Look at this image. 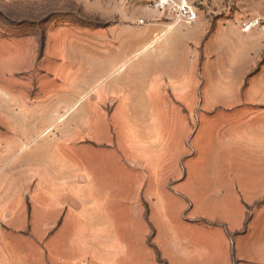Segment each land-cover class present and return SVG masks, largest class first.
<instances>
[{
  "label": "crops",
  "instance_id": "obj_1",
  "mask_svg": "<svg viewBox=\"0 0 264 264\" xmlns=\"http://www.w3.org/2000/svg\"><path fill=\"white\" fill-rule=\"evenodd\" d=\"M218 2L206 0L192 25L142 10L147 24L139 35L125 13L126 22L111 28L119 35L98 37L87 51L69 52L62 45L54 52L48 42L46 62L56 67H46L45 88L32 97L9 98L14 126L0 122L1 154L15 160L0 183V225L8 227H0V264H53L52 251L84 257L85 235H100L99 228L86 227V205L99 201L86 187L92 176L93 187L111 182L116 170L91 160L88 172L86 159L119 155L150 179L174 156L187 154H181L182 141L206 139L208 125L219 119L221 180L225 170L240 202L251 194L264 205V28L245 32L247 24L238 18L217 15ZM249 7L264 16V0H252ZM138 46L135 55L142 60L122 73ZM116 60L125 62L101 76L102 67ZM31 127L38 132L29 145L21 144ZM30 147L33 155L15 167ZM201 155L195 150L188 157ZM69 229V242L61 244L59 236ZM91 250L86 264H116L105 245ZM59 264L85 262L61 258Z\"/></svg>",
  "mask_w": 264,
  "mask_h": 264
},
{
  "label": "rangeland",
  "instance_id": "obj_2",
  "mask_svg": "<svg viewBox=\"0 0 264 264\" xmlns=\"http://www.w3.org/2000/svg\"><path fill=\"white\" fill-rule=\"evenodd\" d=\"M151 1L0 0V122L14 126V108L9 98L16 94L32 97L45 88L46 67H56L55 62H46L48 42L53 41L54 52H60L62 45L69 52L87 51L98 37L119 35L111 28L114 30V26L126 22L125 13L129 15L127 23L139 35L141 27L147 24V14L142 10L153 9L149 6ZM205 1L193 3L198 10H203ZM251 1L222 0L213 9L218 16L238 18L242 24L260 20L264 28V16L251 12ZM216 13L210 14L215 17ZM163 18L175 22L173 16ZM257 30L261 29L251 31ZM139 49L140 46L132 51V58L124 63L122 73L142 60V54L135 55ZM123 62L108 63L102 67L101 76L115 71ZM113 78L114 75L108 76L105 83ZM220 123L219 119L215 125H208L204 140L182 141L181 154H187L174 156L165 167L155 169L150 179H143L145 174L140 168L119 155L116 160L113 157L86 159L88 172L94 165L91 160L101 165H116L111 182L93 187L92 176V186L86 187V194L99 199L98 203L86 205L90 211L86 227L99 228L100 235L92 232L85 235L84 242L90 248L85 246L84 257L83 253H78L77 258L70 251H52L48 257L52 263L59 264L63 258L84 260L86 264L91 261L92 246L99 243L109 249L116 264H264V205L251 194L244 200L246 203L240 202L233 194L225 170L221 180L220 147L215 139ZM26 132L21 144L29 145L38 130L31 127ZM195 150L202 155L190 159L188 156ZM1 153L0 148V183L15 162L9 161L13 155ZM31 155V147L22 151L15 167H21L20 163ZM104 174L103 168L97 173L100 178ZM0 227L8 228L5 224ZM70 231L59 236L61 244L69 242Z\"/></svg>",
  "mask_w": 264,
  "mask_h": 264
},
{
  "label": "built area",
  "instance_id": "obj_3",
  "mask_svg": "<svg viewBox=\"0 0 264 264\" xmlns=\"http://www.w3.org/2000/svg\"><path fill=\"white\" fill-rule=\"evenodd\" d=\"M149 6L162 13L164 17L173 16L178 23L192 25L199 20V10L189 0H152ZM262 28L260 20H254L244 26V31Z\"/></svg>",
  "mask_w": 264,
  "mask_h": 264
}]
</instances>
